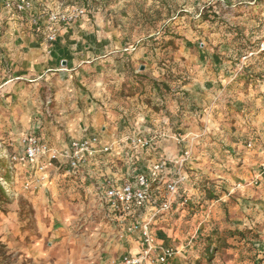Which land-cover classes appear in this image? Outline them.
I'll return each mask as SVG.
<instances>
[{
  "label": "crops",
  "instance_id": "0c3cea01",
  "mask_svg": "<svg viewBox=\"0 0 264 264\" xmlns=\"http://www.w3.org/2000/svg\"><path fill=\"white\" fill-rule=\"evenodd\" d=\"M46 6H49L47 0H34L32 10L22 14L0 7V131L8 134L9 144H16L10 152L19 150L20 139L27 132H34L50 146L62 149L72 140L88 134H97L104 142H112L123 134L132 133L136 125H140L143 129L139 130L144 135H157L156 155H175V145L172 143L175 136L200 132L201 129L194 122L197 124L209 118L211 123L206 127L212 133H217V139L220 136H238V132H233L230 127L240 126L243 119L253 118L255 123L263 124L264 95L253 92L251 86L246 91L239 84H230L231 88L228 85L227 90L223 89L218 94L221 91L219 81H227L225 73L229 69L227 60L221 56L224 54L226 58L234 53L230 38L227 44L218 41V48L211 50L200 43L194 64L188 66L187 80L181 86L179 96L172 98L169 94H159L154 86L149 101H144L145 96L140 92L120 97L116 91L127 80L125 65L133 67L145 64V74L153 75L152 79L157 82L162 80L151 65L147 49L139 47L131 53L122 46V38L115 33L96 32L89 28L80 30L78 26L86 27L84 23L81 26L80 22L74 27L71 23H58L56 38L50 42L46 39L45 31L36 30L38 23L43 26L52 23L49 17L53 10H45ZM233 17L232 22L247 26L245 33L251 39L263 36V17L238 14ZM213 34L216 37L220 35L217 32ZM130 61L133 64H129ZM147 63L151 64L147 66ZM259 68L263 72L259 76L263 77L264 64ZM257 72V69H253L250 76H255ZM108 75H112V79ZM129 81L127 83L131 85ZM258 85L261 91L263 85ZM232 94L238 98L230 100ZM48 96L51 97V107L46 105ZM230 101L234 103L233 106L226 104ZM148 118H156L157 121L151 124ZM152 129L155 134L151 132ZM178 129L182 134L173 131ZM231 147V151H234L233 144ZM220 148V145L209 141L202 144L199 155L202 163L198 164L201 171L206 170L205 161L215 163L209 156L220 158ZM259 151L258 168L264 163V148ZM141 165L146 168V163ZM15 168L16 189L24 196L29 194L38 214L42 213L49 200L57 207L59 215L72 209L80 210L75 208L79 205L72 203L81 197L79 180L65 177L62 170H50V175L39 189L25 192L21 184L29 172L20 165ZM119 168L123 166L119 165ZM213 170L210 174L217 175L218 170ZM244 172L247 173V170ZM66 179L70 180L71 185L64 191L62 186ZM186 190L188 192L187 187ZM246 190H242L246 193L240 194L242 201L238 197L239 202L228 210L229 217H226L225 211H221L216 200L193 215L189 214L186 206L173 213L170 220L159 222L154 230L157 239L180 250L171 257L170 264H264V202L261 201L264 194L253 195ZM243 202L245 206H242ZM245 228H254L260 233L259 238L252 241L255 247H249L250 243L244 238L228 232ZM129 249L131 246L126 245L123 253ZM96 263L110 264L104 258L96 259Z\"/></svg>",
  "mask_w": 264,
  "mask_h": 264
},
{
  "label": "rangeland",
  "instance_id": "374dc122",
  "mask_svg": "<svg viewBox=\"0 0 264 264\" xmlns=\"http://www.w3.org/2000/svg\"><path fill=\"white\" fill-rule=\"evenodd\" d=\"M47 1L49 8L47 6L44 8L53 10L52 13H68L74 8H81L84 12L69 22H52L48 26L38 23L37 31H45L47 36L50 27H53L57 35L58 23L62 25L71 23L74 27L75 24L78 25L77 22H80L81 26L83 23L86 26L83 28L78 26L80 30L89 28L96 32L115 33L122 38V46L127 47L131 53L139 47L146 48L152 63H147V66L151 64L159 72L158 76L162 77V80L158 82L166 81L169 86V91L164 92L162 89V93L155 88L159 94H169L172 98L180 95V88L187 80L188 66L194 64L196 49L200 47V43L202 47L211 50V48H218V41L221 44H227L230 38L234 53L226 58L224 54L221 56L227 60L229 69L225 73L226 78L228 77L227 81H219L221 91L218 94H221L223 89L227 90L228 85L231 88L230 84H239L245 87L246 91L251 86L253 92L264 95V76H259L263 75L259 67L264 64V50H260V44L264 41V24L262 25L263 36L251 39V36L245 33L247 26L231 20L234 18L233 15L237 14L263 17L262 20H264V0H256L255 6L248 5L249 0ZM243 9L244 11H241ZM213 32L220 35L217 34L216 37ZM250 51L253 52L252 56L243 59ZM129 64L133 62L130 61ZM145 67V64L133 67L125 65L127 80L124 87L116 91V95L122 97L132 90L133 93L140 92L145 96L143 100L148 101L154 87V82H148L156 80L152 79L153 75L144 73ZM253 69H257L258 72L255 76H250ZM151 74L154 73L151 72ZM111 76L108 75L112 79ZM135 79L141 82L133 84L136 88L130 89L131 85L127 82L130 80L129 83H131V80ZM258 84L263 85L261 91ZM48 98L49 103L46 105L51 107V97L48 96ZM236 98L238 97H233L232 94L229 99ZM226 104L234 105L232 101ZM209 120V118L207 121L200 120L197 124L194 122L201 129L199 133L187 132V135L182 136L183 142L177 144L172 141V143L175 145V151L186 144L191 153L187 164L190 178L186 185L189 195L187 204L189 214L193 215L197 213V210H205L211 202L217 200L219 204H222H218L221 211H225L226 217H229L228 210L239 202L237 198L239 197L242 201L240 194L245 192L242 190L247 189L246 191L252 192L253 195L262 194L263 196L264 194V175L257 184L250 183L258 170L259 150L264 148V122L263 124L255 123L253 118L243 119L240 126L231 125L230 127L233 132H238V136H220L217 139V133H212L213 131L206 127L211 123ZM201 124L204 125L203 128ZM173 131L182 134L179 129ZM0 132H2L0 133V171L9 178L11 175L7 171V159L3 157V154L12 153L11 148L16 144L15 142L9 144L8 134ZM248 140H252L255 144L247 147ZM207 141L220 145L222 155L219 159L209 156L215 163L205 161L203 164L206 170L201 171V165L198 164L202 159L199 155L202 144ZM231 144L234 146V151H231ZM213 168L218 170L217 175L210 174ZM245 170L247 173L244 172ZM12 176V182L16 181L15 170ZM66 180L62 186L65 188L64 191L71 185L70 180ZM16 187V182L9 187H2L8 194L6 196H9L8 200L0 194V264H97L96 259L99 261L104 258L111 262L123 254L124 247L127 245L124 237H121L123 233L109 226L99 213H90L83 193L80 192L81 197L78 200L72 201L75 206L79 205L75 208L80 210L72 209L71 212L59 215L57 207L49 200L42 213L38 214V209L29 194L24 196ZM261 201L264 202V200ZM242 204L245 206L246 203ZM252 231L253 234L256 232L258 239L260 233L254 228ZM257 239H251L250 242ZM116 248L117 251H115ZM112 250L114 252L109 253Z\"/></svg>",
  "mask_w": 264,
  "mask_h": 264
},
{
  "label": "built area",
  "instance_id": "2783aa9c",
  "mask_svg": "<svg viewBox=\"0 0 264 264\" xmlns=\"http://www.w3.org/2000/svg\"><path fill=\"white\" fill-rule=\"evenodd\" d=\"M33 1L0 0V7L22 14L32 10ZM247 4L255 6L256 0H249ZM83 12L81 8H74L68 13H51L49 20L69 22ZM34 23L37 22L34 20ZM55 32L56 29L50 27L46 39L54 41ZM260 45V50H264V41ZM252 54L248 52L243 59ZM156 121V118L149 119L151 124ZM136 126L132 133L123 134L112 142H104L97 134H88L72 140L62 149L50 146L34 132H27L20 139L19 150L4 153L3 157L7 159L11 176L17 165L27 168L29 175L21 184L23 191L39 189L50 170H62L65 177L79 180L78 187L88 202L90 213H99L109 226L123 233L124 242L131 246L110 264H170L171 257L180 250L161 243L154 230L159 222L170 220L173 213L189 202L186 185L190 178L187 164L191 153L184 144L177 148L175 155H156L157 135H144L139 130L143 128ZM151 132L155 134V130ZM173 140L180 144L184 138L175 136ZM251 146L252 143L247 142V147ZM141 162L146 163V168ZM263 175L264 163L250 183L257 184ZM10 177L0 171V185L9 187L15 183L13 176Z\"/></svg>",
  "mask_w": 264,
  "mask_h": 264
},
{
  "label": "trees",
  "instance_id": "16d2710c",
  "mask_svg": "<svg viewBox=\"0 0 264 264\" xmlns=\"http://www.w3.org/2000/svg\"><path fill=\"white\" fill-rule=\"evenodd\" d=\"M140 80H137V79H135V80H131V86H130V89H132V88H136V87H134L133 86V84H140ZM154 86H155V88L158 90V91H162V89H163V91L164 92H167V91H169V86H168V84L166 83V82H156V81H154V84H153ZM130 93H132V94H134L133 93V91L132 90H130L129 91V94ZM162 93V92H161ZM160 93V94H161ZM147 101V100H146ZM149 101V100H148ZM0 194L6 199V200H8L9 199V196H6V195H8L6 192H5V190L2 188V186L0 185ZM229 232V234H231V235H238L239 237H241V238H244L246 241H248L250 244H249V247H255L254 245H253V243L252 242H250V240L251 239H257V237H258V235L256 234V232H254L255 234H253V231H252V229H249V228H245V229H243V230H229L228 231ZM250 235V236H249ZM251 238V239H250Z\"/></svg>",
  "mask_w": 264,
  "mask_h": 264
}]
</instances>
